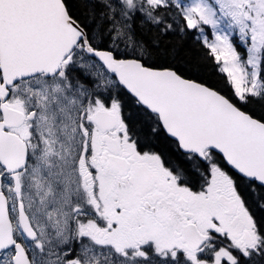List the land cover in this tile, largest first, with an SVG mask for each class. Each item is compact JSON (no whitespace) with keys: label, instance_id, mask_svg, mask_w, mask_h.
Segmentation results:
<instances>
[{"label":"snow or ice","instance_id":"snow-or-ice-1","mask_svg":"<svg viewBox=\"0 0 264 264\" xmlns=\"http://www.w3.org/2000/svg\"><path fill=\"white\" fill-rule=\"evenodd\" d=\"M0 264H264V0H0Z\"/></svg>","mask_w":264,"mask_h":264}]
</instances>
